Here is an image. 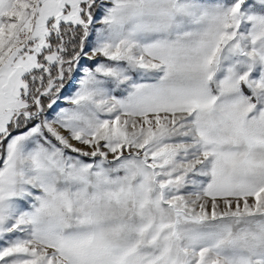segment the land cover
<instances>
[{"label":"snow or ice","instance_id":"obj_1","mask_svg":"<svg viewBox=\"0 0 264 264\" xmlns=\"http://www.w3.org/2000/svg\"><path fill=\"white\" fill-rule=\"evenodd\" d=\"M0 264H264V0H0Z\"/></svg>","mask_w":264,"mask_h":264},{"label":"rangeland","instance_id":"obj_2","mask_svg":"<svg viewBox=\"0 0 264 264\" xmlns=\"http://www.w3.org/2000/svg\"><path fill=\"white\" fill-rule=\"evenodd\" d=\"M99 2V0H98ZM100 14V10L97 9L96 11H94V16H99ZM83 64H85V66H90V61H82ZM75 89V83L73 80L69 79L66 83H65V87L61 93L62 96H67V95H70ZM59 106L61 107H64V106H67L66 105V102L61 99L60 102H59ZM77 146H80V145H77ZM86 160H88L90 162V158H85Z\"/></svg>","mask_w":264,"mask_h":264}]
</instances>
